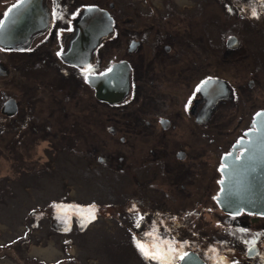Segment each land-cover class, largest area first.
I'll return each instance as SVG.
<instances>
[{"label":"flooded vegetation","instance_id":"flooded-vegetation-1","mask_svg":"<svg viewBox=\"0 0 264 264\" xmlns=\"http://www.w3.org/2000/svg\"><path fill=\"white\" fill-rule=\"evenodd\" d=\"M140 1L0 0L3 146L40 135L63 160L83 161L90 178L120 181L107 201L52 198L59 229L109 217L140 230L137 243L155 240L164 264H264V213L219 201L224 156L264 109L242 105L262 82L264 0ZM89 9L107 17H85ZM96 116L126 150L101 149Z\"/></svg>","mask_w":264,"mask_h":264},{"label":"rangeland","instance_id":"rangeland-1","mask_svg":"<svg viewBox=\"0 0 264 264\" xmlns=\"http://www.w3.org/2000/svg\"><path fill=\"white\" fill-rule=\"evenodd\" d=\"M254 39L259 42L261 39L257 34L252 35L253 42L249 49L257 55L259 46ZM253 58L254 55L251 60ZM255 74L257 76L258 72ZM258 77L262 82L255 90V98L242 102L248 108L255 102L258 105L264 103V71L259 72ZM249 92L247 89L245 94L248 95ZM98 112L102 116L103 108H98ZM78 116L81 117L79 114ZM95 118V127L101 130L99 138H96L101 149L108 153L126 150L125 144L102 129L99 117ZM28 137L23 143H15L13 149L4 147L3 139H0V244L16 241L15 244L0 248V256L5 254L0 259V264H155L138 248L141 231H131L129 228L125 230L119 221L114 222L109 217L97 218L95 224L87 229L78 228L76 224L71 229L54 226L48 217L52 198L66 199L69 205H72L70 198H78L85 203H91L92 199L107 201L109 193L113 191L112 194H117L115 189L119 187L120 181L90 178L88 174L93 173L85 172L83 161H64L58 154L61 151L50 146L49 138L40 135ZM135 139L134 135H130V145ZM141 140L143 150L148 139ZM135 184L131 183L127 187H134ZM146 192L150 194L151 189ZM92 205L97 207L95 203ZM43 215L47 217H41ZM38 219L39 223L36 224ZM27 229H30V239L23 243ZM33 246H53L55 253L49 257L41 256L33 252Z\"/></svg>","mask_w":264,"mask_h":264},{"label":"water","instance_id":"water-1","mask_svg":"<svg viewBox=\"0 0 264 264\" xmlns=\"http://www.w3.org/2000/svg\"><path fill=\"white\" fill-rule=\"evenodd\" d=\"M31 2L33 6L40 7V0ZM104 16L107 17V14L98 10L93 12L92 9L85 15L95 18ZM37 21L44 24V14ZM88 21L92 22L90 18ZM88 21L83 26V34L88 32ZM254 124L235 144L234 151L224 156V179L219 201L229 212L245 209L264 213V109L256 114ZM238 150H241L240 156L237 155ZM186 258L180 264H186Z\"/></svg>","mask_w":264,"mask_h":264},{"label":"snow or ice","instance_id":"snow-or-ice-1","mask_svg":"<svg viewBox=\"0 0 264 264\" xmlns=\"http://www.w3.org/2000/svg\"><path fill=\"white\" fill-rule=\"evenodd\" d=\"M4 27L3 23L0 22V29ZM59 55V53H58ZM207 83V82H205ZM146 236L149 235L148 233L145 234ZM138 248L141 252L150 260H156L157 264H164V257L162 254L158 253V245L155 240L151 243L144 241L138 243ZM171 251V249H168Z\"/></svg>","mask_w":264,"mask_h":264},{"label":"bare ground","instance_id":"bare-ground-1","mask_svg":"<svg viewBox=\"0 0 264 264\" xmlns=\"http://www.w3.org/2000/svg\"><path fill=\"white\" fill-rule=\"evenodd\" d=\"M32 250L33 252L41 254V256L43 255L45 257L53 256V254L55 253V249L53 246H50V247L33 246Z\"/></svg>","mask_w":264,"mask_h":264}]
</instances>
